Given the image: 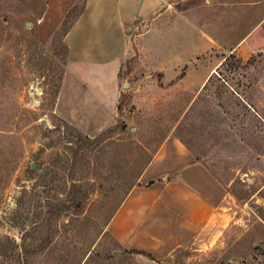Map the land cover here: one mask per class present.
Here are the masks:
<instances>
[{"label":"rangeland","instance_id":"rangeland-1","mask_svg":"<svg viewBox=\"0 0 264 264\" xmlns=\"http://www.w3.org/2000/svg\"><path fill=\"white\" fill-rule=\"evenodd\" d=\"M55 1L0 0V264H264V50L235 51L262 15L252 0H169L163 23L139 26L122 69L119 121L97 136L54 112L63 33L86 0ZM178 13L207 45L163 67ZM263 35L250 45H263ZM170 138L227 188L233 206L223 210L227 225L153 261L112 231L131 232L141 216L112 229L110 217Z\"/></svg>","mask_w":264,"mask_h":264},{"label":"crops","instance_id":"crops-1","mask_svg":"<svg viewBox=\"0 0 264 264\" xmlns=\"http://www.w3.org/2000/svg\"><path fill=\"white\" fill-rule=\"evenodd\" d=\"M47 1L49 8L51 0ZM76 1L56 0L54 5L67 2L70 8ZM168 4L169 0H86L83 12L64 37L68 54L54 111L58 117L87 136H97L118 123L121 74L132 56L131 35L152 20L163 23L171 12ZM250 4L262 15L236 46L235 51L246 56L264 50V42L249 43L252 36L263 35L264 0ZM178 14L181 20L177 18L171 25L176 31L169 39L174 53L170 58L165 55L160 62L163 67H176L207 45L195 36L194 23ZM183 36L186 47L182 50L179 42ZM160 74V80L166 81L168 74L163 69ZM142 177V186L123 202L110 223L112 229L121 218L127 222L135 213L141 216L135 229L125 235L120 227L112 229L119 243L164 258L210 226L228 224L223 210L231 209L233 196L179 139L164 140ZM150 182L153 184L148 186Z\"/></svg>","mask_w":264,"mask_h":264},{"label":"trees","instance_id":"trees-1","mask_svg":"<svg viewBox=\"0 0 264 264\" xmlns=\"http://www.w3.org/2000/svg\"><path fill=\"white\" fill-rule=\"evenodd\" d=\"M83 12V9H82V11L80 12V14L76 17V19L72 22V23H70V26L68 27V28H66L65 29V31H64V37H65V35L68 33V31L70 30V28L73 26V24L75 23V21L77 20V18L81 15V13ZM71 14V12H69V15ZM67 52H68V50H67ZM62 79H63V77H60L59 78V82H60V84H58V86H57V94L59 93V90H60V87H61V83H62ZM123 97H124V95H123V93H122V96H121V99H120V103H119V105H118V111H119V114H121L122 113V110H123V107H124V101H123ZM81 133V132H80ZM82 134V133H81ZM151 160V159H150ZM146 166H147V164H146ZM143 171H144V169H143ZM142 171V172H143ZM141 172V173H142ZM143 174V173H142ZM142 174H140V176L142 175ZM153 184V182H150L149 184H148V186H150V185H152ZM238 200L240 199L239 198V196H237V195H235V194H233ZM114 216L112 215L110 218H111V220H112V218H113ZM133 253H135V254H139V255H143V256H145V257H147L148 259H151V260H153V261H155V258L151 255V254H149L148 252H146V251H142V250H133Z\"/></svg>","mask_w":264,"mask_h":264},{"label":"water","instance_id":"water-1","mask_svg":"<svg viewBox=\"0 0 264 264\" xmlns=\"http://www.w3.org/2000/svg\"><path fill=\"white\" fill-rule=\"evenodd\" d=\"M44 122V121H43ZM45 123V122H44ZM36 166H33V168H35ZM234 261H236V259H233Z\"/></svg>","mask_w":264,"mask_h":264}]
</instances>
